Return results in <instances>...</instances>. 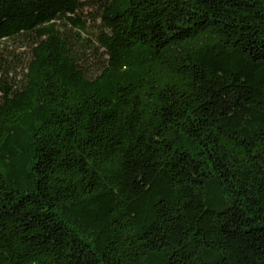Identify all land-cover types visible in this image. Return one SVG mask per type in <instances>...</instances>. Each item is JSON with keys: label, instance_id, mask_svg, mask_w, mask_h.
Segmentation results:
<instances>
[{"label": "trees", "instance_id": "1", "mask_svg": "<svg viewBox=\"0 0 264 264\" xmlns=\"http://www.w3.org/2000/svg\"><path fill=\"white\" fill-rule=\"evenodd\" d=\"M0 264H264V0H0Z\"/></svg>", "mask_w": 264, "mask_h": 264}]
</instances>
